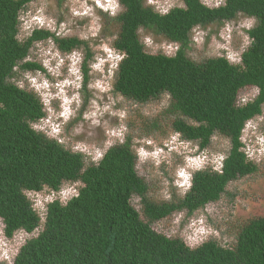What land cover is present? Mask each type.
Wrapping results in <instances>:
<instances>
[{"label": "trees", "instance_id": "16d2710c", "mask_svg": "<svg viewBox=\"0 0 264 264\" xmlns=\"http://www.w3.org/2000/svg\"><path fill=\"white\" fill-rule=\"evenodd\" d=\"M26 2L0 0V102L6 109L0 111V217L7 225L3 228L7 237L13 229L32 232L41 224L38 238L21 249L15 264H264V216L248 219L228 246L209 239L195 250H189L180 237L166 239L153 228L172 213L188 215L218 200L229 182L258 169L237 151L243 147L237 137L243 122L260 113L258 105L264 102V0H229L226 8L211 11L198 0H184L187 12L174 8L163 17L146 0H121L124 11L115 18L105 16L104 28L114 26L110 33L119 36L114 46L128 54L115 82L123 97L145 104L169 92L163 116L170 119L172 130L183 132L185 139L200 147L210 145L214 131L232 138L231 158L223 175L198 172L186 197L173 195L161 202L148 196L150 185L137 171L129 134L126 143L113 147L97 168L85 162L82 154L65 151L64 146L29 130L26 121H36L44 113L30 90L21 92L5 82L6 77H15L12 65L28 54L32 42L48 35L34 32L24 44L13 39L18 31L17 12ZM238 13L257 18L256 26L247 32L255 43L243 54V69L230 65L225 56L196 61L187 55L193 25L224 22ZM138 28L169 42L179 41L175 58L147 52ZM82 43L75 37L57 41L62 51ZM90 57L86 51V58ZM39 67L22 64L20 70ZM253 85L262 89L260 96L254 104L239 108V95ZM189 117L203 123L191 127ZM150 127H145L144 134L153 131ZM260 130L264 131V124ZM76 180L85 185L79 199H72L67 207H60L59 201L50 204L42 222L21 194V189L38 190L43 185L58 190L64 181ZM134 197L139 209L131 203Z\"/></svg>", "mask_w": 264, "mask_h": 264}, {"label": "clouds", "instance_id": "9594fccd", "mask_svg": "<svg viewBox=\"0 0 264 264\" xmlns=\"http://www.w3.org/2000/svg\"><path fill=\"white\" fill-rule=\"evenodd\" d=\"M198 2L202 7L211 11L226 8L229 0H211V4L210 0H198ZM146 4L152 5L153 10L162 17L167 16L174 8L184 12L188 11L184 0H165L164 6H161L158 0H146ZM48 9V0H27L18 10L16 16L18 31L13 37L17 44H24L33 36L34 32L43 31L48 35L41 40L33 41L32 46L28 49V54H25L18 64H13L11 70L18 72L22 64L37 62L40 67L24 70L20 78L6 77L5 82L21 92L26 89L30 90L38 101L40 111L44 115L36 121H26L29 130L33 133H41L45 139L64 146L66 144L65 137H67L65 129L78 116L95 126L102 124V118L105 115L114 116L117 120H122L127 116L123 109L117 108L118 102L123 99V94L116 90L115 82L120 71V64L128 59V54L114 46V42L119 39L118 35L101 37L104 28V15L115 18L124 11V7L121 0H67V14L62 10H58V15L50 14ZM61 15L65 18L60 19ZM72 18H78L79 32L74 31ZM256 24L257 18L252 16L247 17L238 26V32L239 29L246 31L239 32L243 37L239 49L230 51L226 57L230 65H239L241 69L244 68L243 54L255 43V38L248 36L247 32H250ZM226 28L229 33L232 31L229 25H226ZM198 29H200L199 24L193 25L190 29L193 33L192 40L196 44L202 43L205 35ZM138 31L141 33L143 29L138 28ZM72 37L88 43L89 48L93 51V56L91 54L90 58H86L83 45L62 51L57 41ZM93 40H99V43L92 44ZM141 41L146 51L148 47L153 46L151 36H145ZM159 47L164 49L165 53H161L166 54L167 58L174 59L181 45L179 41H167L160 44ZM219 47H223V45H219ZM87 75L95 78L86 83ZM87 89H94L95 92L88 100L90 106L81 112L85 106ZM261 91L262 89L258 85H253L249 93L240 97L238 107L243 109L249 104H254ZM164 96L168 100L171 99L169 92L165 91ZM258 107L262 111L255 116L248 117L243 122L237 137L239 143L243 145V147L237 148V151L243 153L244 161L256 164L264 162V131L260 130V126L264 124V102H261ZM5 110V105L0 102V111ZM187 119L189 126L194 128L200 127L203 123V121L198 122L191 117ZM127 132V125L122 124L118 130L111 131L102 147L77 142L72 145L70 151L74 155L82 154L85 162L88 161L91 165L99 168L113 147L126 143ZM195 139L199 140L200 138L196 137ZM209 139L220 140L219 151L211 154L205 152L209 145L200 147L199 143L185 139L183 132L176 129H173L171 134L159 144L150 137L137 139L136 143L139 145L135 152L137 161L151 160L157 171V176L160 177L164 176V172L160 171L161 165L164 166V171L172 169L169 174L170 178L165 177L161 180L162 187L159 195L163 201L172 199L171 189L173 188L180 197H186L194 186L195 175L198 172L209 171L218 175L224 174L225 162L231 158L232 138L223 135L218 137L214 131L213 134H210ZM64 150L68 151V148L65 147ZM61 186L58 190L51 189L46 185L38 190L21 189V194L30 201V208L39 216L41 222L44 221L50 204L59 201L60 207H67L72 199H79L80 189L85 187L80 180L72 181L71 186L67 187L63 193ZM35 194H38L36 197H39L37 203L34 202ZM203 207L196 210H201ZM196 210L187 216L190 218L191 225H197V227H193L191 231L184 230L181 233L180 238L185 246L189 250H195L209 239H216L221 245L225 243L222 240L227 238L217 228L213 229L208 225L203 216H191ZM181 217L182 214L178 215L176 221L178 222ZM3 221L4 217H0L3 237L8 240L9 237L5 236L3 232V228H7V225ZM38 227H41V224ZM38 227L32 230L33 233L23 229H13V234L20 230L25 234L17 237L14 245L0 247V264H15L21 249L31 239L38 238L40 233L34 232L41 229ZM165 238L170 239L171 237L166 236ZM232 243L228 242L225 246Z\"/></svg>", "mask_w": 264, "mask_h": 264}, {"label": "rangeland", "instance_id": "374dc122", "mask_svg": "<svg viewBox=\"0 0 264 264\" xmlns=\"http://www.w3.org/2000/svg\"><path fill=\"white\" fill-rule=\"evenodd\" d=\"M161 6H164L165 0H158ZM49 3V13L57 14L58 10H62L67 14V0H48ZM211 4V0H210ZM105 16L103 18V23H105ZM60 19H64L65 16L61 15ZM247 18L243 14H237L235 18L224 21V22H213L207 26H200L199 31L205 33L203 36V42L196 44L192 40L193 33L190 35V47L187 49V55L192 59L199 61L208 56H225L227 57L230 51H236L239 49L242 44L243 37L239 32H244L246 30L239 29L238 26ZM74 31H80V24L78 18H72ZM108 25V24H107ZM226 25H229L232 31L229 33ZM105 27V25H104ZM108 27V26H106ZM110 27V26H109ZM111 29V30H110ZM110 29L103 28L101 37L111 36V31L114 32L115 27L113 26ZM248 35V34H247ZM141 40L145 36H151L153 39V46L148 47L147 51L152 53L163 52L164 49L159 47L160 44L167 42V40L162 39L157 35H151L147 32H141ZM230 37V39H229ZM92 44L99 43V40L91 41ZM83 50L89 51L93 56V51L89 48L88 43L84 42ZM79 45L78 47H80ZM223 45V47H219ZM34 47V46H33ZM35 51V49H34ZM219 53V55H217ZM38 55V53H37ZM35 59V56H34ZM37 64H39L37 62ZM23 71L19 70L16 72L15 77L20 78ZM94 76H88L86 83L93 80ZM251 88L245 89L238 97L249 93ZM28 90V89H27ZM95 90L87 89L85 92V106L81 109V112L85 111L88 104V100L93 96ZM107 99V97H105ZM168 104V99L163 95L155 100H151L145 104H136L132 101L123 97L121 101L118 102L117 108L123 109L127 116L122 120H117L116 117L111 115H105L103 117V122L100 126H95L89 121L83 120L81 117H77L72 120L65 129L66 144L64 147H67L71 150L72 145L77 142H83L87 145H93L97 147H102L105 139L110 135L111 131L118 130L120 125H127L128 132L133 139V150L136 152V148L139 146L136 141L138 138L150 137L154 139L158 144L165 139L173 131L170 125V119L163 116L165 105ZM153 123L159 124L158 128H151L150 125ZM150 127L153 129L150 134H144L145 127ZM219 137V136H218ZM220 140H211L210 145L206 148L207 153L211 154L213 152L219 151ZM87 158V156H85ZM88 162V161H87ZM258 169L255 173L242 176L229 182L226 187V192L221 195V197L214 202L208 203L201 210H196L191 216H203L207 224L210 225L213 229L217 228L221 231V234L227 239L222 240V245H226L228 242H233L236 238V234L245 224V222L251 217H260L264 216V162L257 164ZM137 171L138 173L146 179L147 183L150 185L149 198L156 201H163L160 198V189L162 187L161 180L165 177H169V174L172 172V169L169 168L167 171H164V166L161 165L160 171L164 172V176H157V171L154 168L151 160H145L143 162L137 161ZM71 186V182H63L61 188L63 187V193L67 187ZM172 196L176 195L180 197L176 190L171 189ZM43 193V192H42ZM38 194H35L34 202L37 203L39 197H36ZM132 205L136 208H140L138 198L134 197L131 200ZM37 208V207H36ZM181 219L177 222L176 217L181 215ZM185 213L175 212L172 213L169 217H166L153 225V228L170 237H181V233L184 230L191 231L193 227L197 225H191ZM191 225V227H190ZM41 227H38V229ZM38 232V231H34ZM33 233V232H32ZM25 233L23 231L16 232L9 239H5L2 234V228H0V247L5 245H14L16 243V238L23 236Z\"/></svg>", "mask_w": 264, "mask_h": 264}]
</instances>
